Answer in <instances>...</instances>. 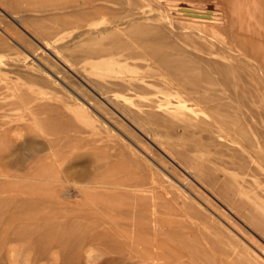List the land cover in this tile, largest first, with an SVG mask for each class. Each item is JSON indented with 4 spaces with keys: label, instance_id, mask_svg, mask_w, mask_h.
<instances>
[{
    "label": "rangeland",
    "instance_id": "rangeland-1",
    "mask_svg": "<svg viewBox=\"0 0 264 264\" xmlns=\"http://www.w3.org/2000/svg\"><path fill=\"white\" fill-rule=\"evenodd\" d=\"M149 39L209 74L243 128L225 130L231 114L195 106L170 81L153 98L168 103L160 126L145 100L109 88L133 81L127 57ZM244 136L261 146L244 148ZM263 143L264 0H0V264H111L73 239L119 214L140 219L142 250L166 224L171 264L179 246L181 264H264V220H253L264 211ZM128 250L118 264H147Z\"/></svg>",
    "mask_w": 264,
    "mask_h": 264
},
{
    "label": "bare ground",
    "instance_id": "bare-ground-1",
    "mask_svg": "<svg viewBox=\"0 0 264 264\" xmlns=\"http://www.w3.org/2000/svg\"><path fill=\"white\" fill-rule=\"evenodd\" d=\"M64 5H66V4H64ZM107 10H108V7H107ZM17 25H19V24L17 23ZM122 26H127V25L124 24ZM137 29L138 28L134 25L132 30H131V31H134L133 35L138 34ZM156 41L157 40H154V39L145 40L143 43L146 45L147 49H145V48L142 49L141 47L136 46V48L128 55V57H127L128 60L134 65V67L137 68V71H138L136 75H133L131 77V79L133 81H130L128 84H125V82H126L125 80L117 79V81L114 84H110L108 87L114 88L116 90V92H118L121 95H125L126 97L130 98V100H132L134 102H141V100H145V103L143 106L148 108L152 117L156 118V119H154V121L157 124H159L158 126L163 125V123L165 122L164 118L163 117L160 118V116H163L162 115L163 112L169 113V111L166 109H161L158 111L157 109L163 107L164 105H167L168 103L165 104L164 102L160 101V100L165 101L166 100L165 97L164 98L162 97V99H159V100H155L153 98L159 94L161 95V94L169 93L172 89L171 87L174 86V87H176L175 90L177 91L176 92L177 94L184 93L185 95H188V98H189L188 101L193 102L195 106H198L200 108L201 107L202 108L210 107L211 110H213L215 113H218L217 116H219L220 113L231 114L233 118L230 119L231 122L229 121L230 124L226 125L225 130L234 132V131L239 130L240 128H243V126L241 125L240 119H239V118H242L243 115H241L237 111L233 110L230 107V105L226 102L228 99V96L219 95L216 93V90L214 88H212L214 83H215L213 81L212 77L209 74H207L205 71H200V70H197V68H193L191 64L187 65L188 64L187 60L180 53L172 54L170 50L168 53L166 51V49H160L159 47L156 48L153 44ZM145 59L154 61L155 69L152 68V66L150 64H143L142 62L145 61ZM138 75H140V76H138ZM167 79H168V81H167ZM139 81L146 83V84H149L150 86L147 87L145 85H141L139 83ZM169 81L171 82L172 86H171V84L169 85ZM127 89L132 90L133 94L132 95L128 94L126 92ZM188 101H187V99H182V102L184 104L187 103ZM142 104H143V102H142ZM192 124H193L192 121H190L188 119V121L185 123V125L183 127V130H189L190 127L192 126ZM170 126L173 129H176L175 125L171 124ZM245 133H246V131H245ZM243 140H245V144L243 145V147L246 149H251V148H255L257 146H261L260 144L256 145V143L251 141V139H249L247 136L246 137L244 136ZM263 145H264V143H263ZM66 185L70 186L71 184L66 183ZM59 186H61V185H59ZM110 187H113V186H110ZM110 187H108V188H110ZM72 188H74V186H72ZM75 189L77 191L80 190L79 188H76V186H75ZM119 189H121V188H119ZM76 204H77V202H76ZM128 205H124V206H128ZM13 207H14V205H13ZM81 208H83V207H81ZM105 208H108V207H105ZM122 210H124V209H122ZM17 213H18V211H16L15 208H13V211L9 212L8 214H3L1 216V218L4 220L12 221L16 217ZM97 213H101V212L97 211ZM133 216H135V215L133 214ZM92 219H94V218H92ZM4 220H2V221H4ZM139 220H140L139 218L133 219L132 217L130 218L128 216L124 217L122 214H119V216L108 215L107 221L98 220L101 222H96L93 225V228H90V230H88L87 233H84L85 230L77 233L76 236H74V239H73L74 243L73 244L77 248H79V247L83 248V247H86L88 245H93L91 247H95L94 252L98 253L102 256L104 255V256L109 257L111 260V264H118L117 259H115V258L119 255L121 250L123 251L126 249H129L132 251L134 250L135 257H136V253H137V255L139 254V256H141L144 261H148V262H145L147 264H171L170 253H171V246L172 245L169 241L168 226L164 223H162L160 225L154 224L152 226V228H150V230L153 229V231H154V232H152V237L150 235V237H148V240H147V243H151V246H150V248L142 250L140 247H138V245H140V243L137 245L136 241L133 238V236H135V232H132V230L134 231L135 228H138L140 225H142L139 223ZM253 220L256 223L259 222L260 220H264V211H261L259 213H255ZM151 221L154 222V220H151ZM151 221L148 220V223L147 222L144 223L142 228L144 229L146 224H148V226L150 227ZM125 223H130L131 225H133V227H132L133 229L130 228L131 229L130 231L122 230L120 227L122 225H124ZM107 225H110V226L114 225L115 228L110 227L108 229L109 230L108 231V230H106L107 228L104 227ZM30 233H32V232H30ZM73 233H70V234H73ZM106 233H110V235L116 239V240H114V243L112 245H109L106 243L107 242L106 241V237H107ZM27 234H29V233H27ZM34 234L37 235L36 233L33 232V236H34ZM12 235L22 237L23 235H26V231L20 230L17 233L12 232ZM38 236H40V235H38ZM137 237H139V236H137ZM144 237H146V236H144ZM5 238H8L7 230L5 231ZM69 238H71V237H69ZM38 240H39V237L36 236L35 241L33 239L32 244L28 245L27 249H31V250L34 249L35 250V247H36V244L38 243ZM147 243H145V244H147ZM69 244L71 245L72 242ZM66 246H69V245H66ZM71 247L69 246V248H71ZM177 247H178V245H177ZM71 251L73 252V249ZM182 252H183V249H181V247L179 246V249H177L176 254L178 257L177 262H179L180 264L183 261V258H182L183 255H181V254H183ZM86 254H87L86 256L91 259V253L87 252ZM130 255H133V254H130ZM63 259H64V261H67V260H65V259H67L66 257ZM67 262H69V261H67ZM108 262H110V261H108ZM139 263H141V262H139Z\"/></svg>",
    "mask_w": 264,
    "mask_h": 264
}]
</instances>
